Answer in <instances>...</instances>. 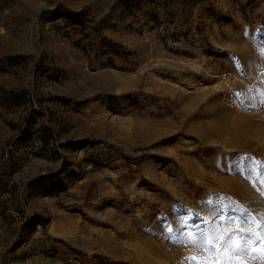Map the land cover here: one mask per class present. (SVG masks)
<instances>
[{
  "label": "rangeland",
  "instance_id": "rangeland-1",
  "mask_svg": "<svg viewBox=\"0 0 264 264\" xmlns=\"http://www.w3.org/2000/svg\"><path fill=\"white\" fill-rule=\"evenodd\" d=\"M209 200L264 225V0H0V264H220Z\"/></svg>",
  "mask_w": 264,
  "mask_h": 264
},
{
  "label": "snow or ice",
  "instance_id": "snow-or-ice-1",
  "mask_svg": "<svg viewBox=\"0 0 264 264\" xmlns=\"http://www.w3.org/2000/svg\"><path fill=\"white\" fill-rule=\"evenodd\" d=\"M233 167L238 170H251L252 164L246 158L240 157L235 161H229V169ZM208 203L214 206L213 215L223 213L224 217H227L229 221L227 224L209 226L201 230L200 246L211 254V259L219 260L220 264H244V261L238 258H264V225L257 228L255 232L251 229L244 230L243 228L230 230L232 223L238 222L244 225L255 223V221L247 212L237 214V210L231 205L225 204L223 200L217 202L209 200ZM185 226L184 224L181 225L182 228ZM193 227L201 229V225L199 224ZM169 231H171L170 228ZM182 234L186 235L184 233ZM204 241H207V243H204ZM256 245H260V247L256 248ZM193 264H196V262L193 261ZM199 264H207V261H200Z\"/></svg>",
  "mask_w": 264,
  "mask_h": 264
}]
</instances>
